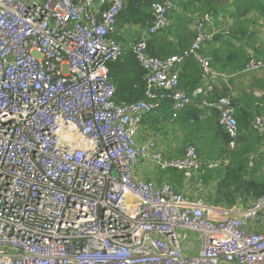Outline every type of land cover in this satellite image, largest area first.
Instances as JSON below:
<instances>
[{
  "label": "built area",
  "instance_id": "2783aa9c",
  "mask_svg": "<svg viewBox=\"0 0 264 264\" xmlns=\"http://www.w3.org/2000/svg\"><path fill=\"white\" fill-rule=\"evenodd\" d=\"M126 3L0 0V264H264V229L255 227L264 195L236 214L136 175L139 159H151L187 182L230 165L240 147L233 96L222 92L232 75L202 52L215 34L213 13L193 16L196 36L184 53L160 58L147 43L170 25L176 4L154 3L147 33L130 46L146 72V99L119 103L109 63L126 51L117 39ZM189 57L201 69L193 95L180 79ZM244 71H264V58L250 51ZM253 93L264 153V88ZM194 97L200 118L218 113L226 158L203 162L192 143L169 158L152 139L138 143L142 117L161 101L172 102L176 119ZM181 230L201 234L197 254L183 251Z\"/></svg>",
  "mask_w": 264,
  "mask_h": 264
},
{
  "label": "trees",
  "instance_id": "16d2710c",
  "mask_svg": "<svg viewBox=\"0 0 264 264\" xmlns=\"http://www.w3.org/2000/svg\"><path fill=\"white\" fill-rule=\"evenodd\" d=\"M163 0H127L125 9L119 16L120 21L130 24H146L153 19L152 6L156 2ZM177 8V13L181 16L187 13H213L215 26L222 25L224 30L229 27L228 33L216 34L215 37L208 41L202 52L211 55L213 58V67L219 71L236 72L238 76L249 77L258 72H245L244 68L249 60L250 38L254 37L256 32L250 30L248 19L249 14L258 16L264 15V0H172ZM174 11V10H173ZM169 17L171 18L172 12ZM229 20L233 22L229 25ZM171 21V20H170ZM196 36L192 34L186 24L181 22L174 26L173 22L162 31L154 34L147 43V51L150 55L166 58L175 54L184 53ZM259 40V38H258ZM264 40V39H263ZM220 42V47L211 50L210 47L214 42ZM257 56L264 57V46L254 48ZM229 65V69L225 68ZM238 70V71H237ZM109 72L112 81L117 87L116 100L119 103H130L146 99L145 88V70L141 67L132 50L129 48L117 60L109 63ZM264 72V71H259ZM181 87L193 95L195 87L201 82V69L193 58H187L186 62L180 66ZM192 79V81H191ZM228 85H224L222 92H228ZM233 96V95H232ZM247 99H238L233 96V102L236 107V116L239 121L240 147L231 155V165L225 169H217L221 175L225 176V185L227 188L235 187L231 192L251 195L253 197L264 195V177L259 174L261 168L250 169V160L248 152L254 150V144L260 140L252 127V119L255 111L257 98L252 95H246ZM195 103L187 110L181 112L187 115V118L198 120L197 115L202 112L197 106L199 97H194ZM256 99V100H255ZM171 101L163 100L159 103L154 112L144 116L151 117L156 112L163 113L166 119L172 117ZM212 115L218 122V113L215 111ZM210 115V116H212ZM180 116V117H181ZM209 117V116H208ZM197 123V122H196ZM222 135L223 153L229 140L226 132L218 123ZM255 138V139H253ZM194 144V143H192ZM198 148V147H197ZM235 153V154H234ZM261 162V161H259ZM175 181L181 185L184 180V173L178 169H170ZM211 171V170H210ZM210 171L199 174V178L208 179Z\"/></svg>",
  "mask_w": 264,
  "mask_h": 264
},
{
  "label": "crops",
  "instance_id": "0c3cea01",
  "mask_svg": "<svg viewBox=\"0 0 264 264\" xmlns=\"http://www.w3.org/2000/svg\"><path fill=\"white\" fill-rule=\"evenodd\" d=\"M176 11H178L177 6L172 12L170 18L171 23L173 22L174 26H177L183 21L186 22L192 37V34L195 32L193 16L197 13H187L185 16H181L178 15L180 12L177 13ZM248 19L250 20V30L257 33V35L255 34V36L251 37L249 40L253 46L250 50L255 53L254 48L264 46V40L259 35V33L261 34V29L264 27V15L255 18V15L249 14ZM230 21L231 23L233 22L232 20ZM146 28V24L135 25L121 20L117 39L122 46L128 50L134 41L147 33L148 29ZM209 29L215 32L214 37L216 34L228 33L224 30V26L222 25H214V27H210ZM220 45V42L215 41L212 43L210 49L216 50ZM225 68L229 69V65H225ZM225 73L232 75L228 80V92L235 98L247 99L246 95H254L253 91L255 88H264V72H258V74H253L249 77H243L242 75L238 76L236 72ZM162 114L160 110L151 117H142L141 129L137 136L139 144H146L152 139L156 142L157 151L169 158H179L184 155L186 144L191 142L198 147L197 149L203 162L212 159L220 161L227 157L225 151L224 153L222 152L224 149L220 137L222 133L217 120L213 118L214 115L209 117L206 115L204 118H200L198 114V120H194L193 118H187V115L181 116L182 113H180L176 119H172V117L168 118V116L165 119V116L163 115V117ZM254 148V150L248 152V156L250 154L254 155V159L250 163V169H255L257 167L261 168L259 174L264 177V153L260 150V140L254 144ZM167 153L169 154L167 155ZM153 165L157 166L151 159H142L140 164L136 167V175L147 180H152L158 185L170 183L179 189H184L189 198L202 197L207 203L233 209L236 214L241 210L247 209L250 205V200L256 197L240 193H234L232 196L230 195L231 192L235 191V187L231 186L227 188L225 185V176L221 175L217 169H225L230 166L231 163L230 165H224L219 168H204L199 174L211 170V176L206 180L199 178L198 175V177L186 182L184 175V180L181 182V185L175 181V177H173L172 172L169 171L170 169L159 168L157 174L151 173L150 169ZM249 224L253 225V221H249ZM255 227L264 229V222L255 225ZM188 232L187 230H181V233L185 235L181 241V243L184 242V244H182L183 251L188 255L197 254L202 243L201 234L197 232L188 234ZM189 238L192 240H188Z\"/></svg>",
  "mask_w": 264,
  "mask_h": 264
},
{
  "label": "rangeland",
  "instance_id": "374dc122",
  "mask_svg": "<svg viewBox=\"0 0 264 264\" xmlns=\"http://www.w3.org/2000/svg\"><path fill=\"white\" fill-rule=\"evenodd\" d=\"M264 27L261 29V34L259 33V35L264 39ZM191 143V142H190ZM187 144H189V143H187ZM186 144V145H187ZM169 153H167V155H168ZM142 161V159H139V163H138V165L140 164V162ZM151 170V173H153V174H157L158 173V171H159V168L157 167V166H154L153 165V167L150 169ZM189 233H195V232H188V234ZM188 240H192L191 238H189ZM182 244H184V242H182Z\"/></svg>",
  "mask_w": 264,
  "mask_h": 264
}]
</instances>
